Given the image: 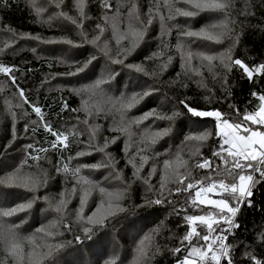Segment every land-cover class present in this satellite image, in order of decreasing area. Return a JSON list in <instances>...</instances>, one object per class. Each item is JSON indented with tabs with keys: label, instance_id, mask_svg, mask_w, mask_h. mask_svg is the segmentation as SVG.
I'll return each mask as SVG.
<instances>
[{
	"label": "trees",
	"instance_id": "trees-1",
	"mask_svg": "<svg viewBox=\"0 0 264 264\" xmlns=\"http://www.w3.org/2000/svg\"><path fill=\"white\" fill-rule=\"evenodd\" d=\"M131 0V3H136L137 8L147 10L150 5H153L157 0ZM253 5L259 3V0H250ZM112 5V9L109 12V16L116 13L117 7L114 0L109 2ZM245 0H235V6L230 10L231 18H234L237 22L244 20L243 16L239 13L244 9ZM6 4L7 7H3ZM91 6L90 21L98 22L104 25V22L99 19L100 10L99 7L94 6L96 4H89ZM255 15L248 18V23L244 27L235 28V31L241 34L234 37L238 40V43L233 46L231 35H226L221 38L220 42H214L204 39H195L200 46L207 47L211 53L210 55H219L224 53L231 47V54L233 58H239L246 65L257 67L264 63V8L253 7ZM215 16H222L220 12L208 11ZM124 13L119 8V16ZM215 13V14H214ZM210 14L205 15L198 22H194L192 29L198 30L200 22L209 18ZM119 16L117 19H119ZM200 16V15H199ZM211 20V18H209ZM115 28L117 24L114 22ZM183 25V23H181ZM7 26V27H5ZM106 33H113V22L110 21L107 25ZM235 27V26H234ZM15 32V43L18 48L7 47L6 51H0V65L12 68L13 71L10 75L15 76V84L8 78V76L0 73V83L8 84L12 90V95L18 96L20 100L21 109L23 115L30 121L28 125V131L25 133L23 124L25 122L21 116L16 114V132L18 138L9 145L11 136V115H0V176L5 175L6 172H11L16 167L21 168V174H25L34 170L38 166L39 169H48L47 183L44 187H41L37 195H47L53 200H59V193L64 191L66 193V199H68V193H70L73 184L75 183L71 175H67L63 172L57 174L55 166L57 161L61 165L68 163L70 168H74L75 162L72 159L78 157L77 153L85 151L80 142V135H68V147L53 149L51 143L55 140L49 132L44 131L42 124H33V121H39L38 117L33 111L30 105H35L41 108L43 114V120L48 122L52 129L57 132H66V124H74V121L83 120L85 113L79 111L82 100L89 101L88 96L76 95L73 90L79 89V83H91L93 78H96V70L100 65V60H106L102 55H97V59L89 65V67L77 75L69 76L67 72L75 71V68L86 61L92 50L87 43L84 42L83 37L78 33L74 37L71 33L65 30L63 27L50 26L44 24L41 21L37 22L35 12L32 8L24 3L23 0H0V32H8L12 34ZM98 30V29H97ZM30 34L31 36H39L41 39H59L67 38L73 41L74 45L71 46L63 43L43 44L42 49L38 53L42 56H38L26 48V40L20 36L22 34ZM156 33L151 30L150 37L147 41L141 42V47L135 49L130 56L124 60V64H138L143 68L148 66L151 70L155 65L149 57V50L154 49L153 41H156ZM149 41H152L149 42ZM177 41V28L174 27L169 31V37L167 44L169 50L172 44ZM130 47L129 42L123 43L118 49L117 53L120 56L117 58H123V50ZM57 48H63L75 52V62L68 64L56 57H52L50 53L57 52ZM148 52V53H147ZM172 53L173 51H169ZM116 53V56H117ZM78 62V63H77ZM109 63V62H108ZM157 63V62H155ZM191 71L181 67L180 58L176 55L173 57L171 66H167L161 71L160 66H157L154 71L157 74L152 76L151 73L145 78L152 87L155 89L150 95L143 98V103L140 107L148 113H152L147 117L150 124H158L161 129L170 127V131L167 135L158 139L157 142L152 145L147 152H140L139 150L144 147L141 144L138 148L134 143L131 145L126 144V135L122 133H116L111 131L108 127L110 122V116L102 117L98 115L101 120V127H103L104 139L114 142L108 145L110 148L106 149V152L111 153L115 159L116 167L121 172L124 183L130 185L126 198L122 201L123 205L129 209L127 213H121L115 217L109 227L102 230L110 233V238L116 244L118 253L124 258V262H127L132 256H134L135 243L144 235L152 236V242L158 243L161 246H166L164 253L157 254L151 264H175V255L168 252L167 248L172 246H181L179 244V237L182 236L186 230V224L183 221V212L177 215V212L173 210V207L177 210L186 208L188 215L204 214L208 211L218 212L217 209H212L211 206L199 205L195 209L190 206L184 205L185 196L174 194L168 197V188L175 187L174 185L166 184L165 196L173 201L172 204L167 202L161 205L153 206L152 208H139L134 209L133 205L143 204L148 198H155L152 192L146 191L149 185L152 186L153 191L158 193L160 188V176L163 170V161L165 159H172L177 152L182 154L183 159L189 161L190 170L195 178H200L206 175L211 169H196L194 167L195 162L200 161V158L210 159L213 167L218 163L217 158L211 156L212 150H219L222 143L220 137L214 134L202 143L197 141H187L186 137L195 136L204 131L214 132L215 118L214 117H191L190 114H182L178 116L174 121L169 122L167 120L158 119L157 117L171 114L173 110L186 113V110L178 104L179 99H184L190 106L195 107L201 111H214L219 110L224 114V118H228L230 121L242 119V114L245 111L251 112L259 105V101L256 97L252 96V92L264 94V72L260 74L253 73V78L248 79L243 74V70L238 66L233 65L230 71L220 65L218 60H214L211 71L207 66V61L202 64L192 60ZM151 64V65H150ZM110 66L115 67V80L113 81L118 87H121V79H123L126 71L129 68L124 65L116 64ZM197 71L199 75H197ZM121 73V74H119ZM120 75V76H119ZM226 77V83H225ZM79 79L71 82V79ZM62 79L67 83V87L63 83L56 82L55 80ZM183 85H187L186 87ZM107 87V86H106ZM17 88L22 89L24 92V98L28 103L19 97ZM111 88V87H110ZM2 96V95H0ZM207 97V99H205ZM164 100L165 103L158 105V100ZM3 101H8L4 98ZM67 103L68 108L62 111V105ZM0 104L2 102L0 100ZM231 105V107H230ZM77 109V111H72ZM136 109V108H135ZM239 110L240 117H237L236 112ZM140 112V110H138ZM122 119V124H126V120ZM26 123V122H25ZM70 124V125H71ZM68 125V126H70ZM151 125V126H152ZM67 126V127H68ZM251 130L261 131L264 127L261 125L250 124ZM35 128V132L33 131ZM69 128V127H68ZM119 136V138H118ZM115 138V139H114ZM110 142V143H111ZM33 144L37 151H33L27 147L28 144ZM6 145H9L7 148ZM197 146L200 148V156H190L191 150H194ZM46 148V153H40V148ZM90 155L80 156L82 160L87 164H94L96 158L91 159V156L96 153L94 150H90ZM101 157H103V154ZM127 154V155H126ZM32 155H39L42 159L37 161L31 160L29 157ZM146 155L148 157L147 163L140 169L141 179L137 180L133 177L132 166L128 164V159L135 157V163L139 166L140 156ZM12 158V159H11ZM86 158V159H85ZM10 162H7L10 160ZM93 160V161H91ZM202 162V161H201ZM32 165V167H30ZM153 166L155 171H152ZM110 169L101 174L97 173V178L103 177L108 174ZM152 172L149 177V172ZM183 172V169H180ZM37 172V170L35 171ZM214 175V173H213ZM41 179V178H40ZM45 178L41 179L44 180ZM113 179V178H112ZM147 180V184L144 183ZM120 184L119 181H117ZM123 187V185H119ZM77 192L71 195L67 209H65L64 222L71 225V231L64 229L61 225V231L63 236L58 237V240L73 241L59 254L49 259L44 260L42 264H50V261L55 260L58 264H70L77 262L79 264H89L92 261L95 264L99 261V264H106V261L113 253L109 250L108 255H104L103 245H91L90 241H84L81 244L75 243L73 240L74 235H83L80 231L78 223L75 220V212L80 207L79 196L80 186L76 185ZM255 194L251 198L253 201V207H244L239 214L240 228L234 233L228 234V240L238 247L232 250V255L237 264H248L247 259L244 257L245 245H251L249 251H253L258 259L264 261V244L256 243V236L261 230H264V185H258L254 190ZM28 195L22 189L18 188H6L0 185V209L11 207L15 204L22 202V197ZM220 198V197H219ZM103 199L98 190H93L87 197V202L83 207V215L87 216L96 209L97 204ZM177 201H179L177 203ZM46 205L43 201L37 202L33 206V210L30 214H27L26 223L22 225L17 231L22 236H29L34 233L35 228L48 225L51 221H54L57 217L53 212H40L39 209L45 208ZM26 213H17L10 217L0 218V223L5 227H12L19 224L20 219L24 218ZM114 224V227L112 226ZM215 227V226H214ZM226 227V226H225ZM154 229H159L158 233H154ZM142 230V231H141ZM201 230V229H199ZM139 233V235H137ZM171 237V238H169ZM95 239V236L93 237ZM39 243V241H37ZM187 245L181 246L182 250L179 255L183 257L187 254L185 251ZM79 249V251H75ZM32 250V247L28 243L23 244V254L25 257V264H27L28 253ZM43 251V249H41ZM4 246L0 244V258H3ZM103 257V258H101ZM8 264H11L9 258ZM222 264L224 262L222 261Z\"/></svg>",
	"mask_w": 264,
	"mask_h": 264
},
{
	"label": "snow or ice",
	"instance_id": "snow-or-ice-1",
	"mask_svg": "<svg viewBox=\"0 0 264 264\" xmlns=\"http://www.w3.org/2000/svg\"><path fill=\"white\" fill-rule=\"evenodd\" d=\"M184 3L188 5V8L174 7V5L169 4V0H165V6L168 9V15H161L158 11L154 13L152 7H149L146 15L148 16L147 24H141L139 27H133L131 23L129 24V32L133 38L131 47L123 50V58H117L110 55V50L108 48L107 41L103 44H99L101 37L100 35L94 36L91 40L87 39L86 33L83 31L84 22L90 20L91 17L88 15V4L87 0H73V8L77 13L76 17L69 16L66 12L61 9L63 0H49V4H53L57 11L55 13L58 17H63L65 20L70 21L77 29H80L79 35L84 38V42L88 43L96 49L94 53H91L83 64H80L75 68V71H69L66 75L73 76L78 73L84 72L94 60L97 59L98 54H103L105 58L109 61L111 65H124L129 69H134L136 72H143L145 75L149 73L145 72L143 67L138 64H124V60L132 54L135 48L138 46L140 41L144 39L145 31L148 25L153 22V16L158 17L160 21L161 37L168 35L171 27L177 28V42L175 44V51L180 54L181 67L185 68L187 66L191 69V62L195 56L201 61H207V66L211 71L213 67V61L218 60L220 65L225 69V71H230L232 66H238L239 69L243 70V74L248 77L249 80L253 78V73L260 74L264 72V63L257 67H252L246 65L239 58H233L231 54V47L219 55H210L206 53H194L187 47L186 41L190 38L204 39L214 42H220L221 38L226 35H231L233 37V46L238 43V40L234 37L239 36L241 33L235 31V28H243L246 23H248V18L255 15L253 7L264 8V0H259V3L253 5L250 0H245L244 9L239 13L240 16L244 17V20L237 22L234 18L230 16V10L235 6V0H184ZM32 9L35 12L37 22H40L41 13L44 11L43 7L37 8L35 6L34 0L32 3ZM3 7H7L6 4ZM98 7L100 10L99 19L107 25L110 21L113 22V36H116L115 20L119 16V5L117 6L116 13L109 16V12L112 9V5L108 0H99ZM214 11L222 13V18L217 22L202 26L198 30H194L188 27H183L179 25L168 26L165 20H173L176 16L183 17H195L200 11ZM129 21L136 20L140 21V16L136 11V5L133 3L128 12ZM51 19V17H49ZM46 22V21H45ZM104 25L97 23L95 27L99 29L100 34L105 31ZM235 26V27H234ZM7 27V26H5ZM12 35L15 36L14 30ZM22 39H32L39 41L44 44L52 43H63L71 46L74 45L73 41L67 38L59 39H41V37L31 36L30 34H22L20 36ZM117 39V44H119V39ZM9 45L5 43L4 47L7 48ZM162 47L164 52L169 48V45L162 40ZM3 51V49H0ZM164 52H157L153 55L159 57L163 55ZM172 56L168 55L167 63L172 61ZM78 63V62H77ZM167 63L160 66L161 71L167 67ZM107 75H101L93 81L92 84L86 89H74L73 92L76 95H82L84 93H103V85L110 83L116 76L114 69L108 68ZM13 71L12 68L0 65V73L8 76V78L15 84L16 78L10 73ZM199 75V72L196 73ZM152 76H156L155 72L151 73ZM225 77V83H226ZM187 86V85H183ZM2 90V89H0ZM155 89H145L142 92H132L130 95L125 96L123 93L116 98H108V103L118 108V110L123 112L125 110L131 109L139 99L150 95L151 91ZM19 97L28 103L24 98V92L22 89L17 88ZM252 96L256 97L259 101V105L256 109L251 112L245 111L242 114V119L235 121H230L228 118H224V114L219 110L214 111H201L195 107L190 106L185 102L184 99H179L178 104L182 106L186 113L181 111L173 110L171 114H165L157 117L158 119L167 120L169 122L174 121L178 116L182 114H190L191 117H214L215 127L214 132L204 131L197 136L186 137L187 141H197L202 143L207 141L213 134L220 137L222 143L220 144V149L212 150L211 156L217 158L218 163L215 167L212 166L210 159L200 158V161L195 162L194 167L196 169H211L206 175L195 178L192 171L190 170L189 161L183 159L182 154L177 152L175 156L170 159H165L163 161V170L160 176V188L157 194L153 191L151 185L148 186L146 191L152 192L155 198H148L143 204L133 205L134 209L139 208H152L153 206L161 205L162 203L172 204L173 201L168 197L176 195H184L187 193L184 199V205L190 206L195 209L199 205L211 206L212 209H217L218 212L208 211L204 214H193L188 215L186 208H181L177 210L175 206L173 210L177 212H183V221L186 224V230L182 236L179 237V244L181 246L187 245L185 251L186 255L181 257V246H172L167 248V251L175 255V264H237L236 260L232 255V250L238 245H234L231 241L226 243L228 240V234L238 231L240 228L239 214L242 212L243 208L253 207L252 197L255 194V189L258 185H264V130L253 131L250 128V124L261 125L264 127V94H257L256 92L251 93ZM207 99V97H205ZM20 105H17L19 107ZM32 111L40 117L39 121H33V124H42L45 132H49L55 140L52 141L51 147L53 149L64 148L66 149L68 145L69 137L64 132L54 131L51 125L43 120V114L41 108L35 105H30ZM231 107V105H230ZM68 108L67 103L62 105V111ZM72 111H77V109H72ZM79 111L85 113V119L83 123L89 125V120L87 117L95 115L89 107L87 101L82 100ZM12 118L11 125V136L12 139L9 141V145L15 141L18 136L16 132V114L9 113ZM152 113L145 114L141 119H147ZM237 117L241 116L239 110L236 112ZM139 120L129 121L126 125L118 128V131L126 132L130 129L132 123H139ZM98 125H89L88 131L91 133L89 137L88 147L96 152L103 154L101 161L94 164L78 163L74 168H70L69 164L66 162L63 165L57 161L55 166V171L57 174L63 172L67 175H71L75 181L73 187L68 193V199H66V193L64 191L59 193V200H53L47 195L39 196L37 195L38 190L44 187L47 183V178L44 180L39 178V174H42L44 170L37 167V173L33 174H21L20 167L14 168L11 172H6L5 175L0 176V185L6 188H18L22 189L28 195L22 197V202L15 204L11 207L0 209V218L10 217L16 215L17 213H26L24 218L20 219L19 224L13 225L12 227H5L0 223V244L4 246V257L0 258V264H8L9 258L11 259V264H25V257L23 254V244L26 242L31 247L32 250L28 253L27 264H42L44 260L49 259V257H54L64 250L68 245L72 244L73 241L58 240V237L64 235L61 231L60 226L62 225L64 229L71 231V225L64 222L65 209H67L71 195L77 192L76 185L80 186V196L79 202L80 207L76 209L75 220L78 223L80 231L83 235H74L73 240L77 244H81L84 241H90L91 245H103L104 255H108L109 250L113 253L112 257L106 261V264H124V258L118 257L116 255L118 249L116 244L110 238V233L104 231L101 235L102 230L109 227L113 219L121 213H127L129 211L122 201L126 198L129 191L130 185L124 183L121 172L116 167V161L112 157L111 153L106 152L105 149L108 148V141L105 140L103 146L93 145L92 141L96 138V131L98 130ZM35 128L33 131L35 132ZM24 131L27 133L28 125L24 126ZM170 131V127L163 128L154 132L146 133L142 135L141 142L144 147L140 149V152H147L149 148L154 145L158 139L167 135ZM82 133H73V135H80ZM115 139V138H114ZM114 142V140H113ZM9 145H6L7 148ZM227 145V147H225ZM27 147L32 149L34 152L37 151L33 144H28ZM48 150L46 148H40L38 152L46 153ZM90 152L81 151L77 153V156L90 155ZM127 155V154H126ZM190 156H200V148L197 146L194 150L189 153ZM33 161L42 159L39 155H32L29 157ZM148 157L146 155L140 156L139 166L135 163V157L128 159L127 163L131 164L133 172L132 175L137 180L141 179L140 169L143 168L144 164L147 163ZM202 161V162H201ZM32 167V165H30ZM83 168L100 169L106 168L110 169L108 176H105V180L113 178L119 181L123 187H115L109 190L106 187L99 186L96 181L89 179L86 176L81 175V170ZM183 169V172L180 171ZM152 171H155L153 166ZM214 173V175H213ZM152 172H149V177H151ZM147 184V180H144ZM166 184L174 185L175 187L168 188V197L165 196V186ZM93 190H98L100 195L103 197L101 202L97 204L96 209L92 211L90 215H83V207L87 202V197L91 194ZM209 194H216L220 196L219 199H211ZM43 201L46 205L45 208L39 209L40 212H53L56 214V219L51 221L48 225L37 227L34 233L29 236H22L17 231L22 225L26 223L27 214H30L33 210V206L37 202ZM179 201H177L178 203ZM114 227V224L112 225ZM215 226V227H214ZM226 226V227H225ZM201 229V230H198ZM142 231V230H141ZM159 229H154V233H158ZM139 235V233L137 234ZM95 236V239L93 237ZM171 238V237H169ZM39 241V243H37ZM203 243H200V242ZM135 249L132 264H151L155 259L157 254H163L166 246H161L158 241L153 243L152 236L144 235L138 241L134 239ZM256 243L264 244V230L257 233ZM251 245H245L244 257L247 259L248 264H264V261L258 259L253 251H249ZM43 249V251H41ZM79 251V249H75ZM103 258V257H101ZM50 264H58L57 261L52 260ZM89 264H93L89 261ZM95 264H99L96 261Z\"/></svg>",
	"mask_w": 264,
	"mask_h": 264
},
{
	"label": "rangeland",
	"instance_id": "rangeland-1",
	"mask_svg": "<svg viewBox=\"0 0 264 264\" xmlns=\"http://www.w3.org/2000/svg\"><path fill=\"white\" fill-rule=\"evenodd\" d=\"M23 1L26 5H28L32 8L31 5L33 3V0H23ZM110 1L111 0H108V2H110ZM114 2L116 4V7L119 5V8L124 12V13H121V15L119 16V19L115 20V23L117 24V27L115 28L116 29V36L115 37L113 36V33H111V34L106 33L107 27H105V26H104L105 27L104 33L100 34L99 29L97 30V28L95 27V25L98 22L96 23V22H91L90 20H86L84 22V27H83V31L86 33L88 40H91L96 35H100L101 39H100V41H98L99 44H103L104 41H107L108 48L110 50V55H112L114 57H116V53H117V51H119L118 49L122 46L123 43L129 42V45L131 47L132 42H133V38L129 32V24L131 23V25L133 27H139L141 24L146 25L147 20H148V16L146 15V13H147L149 7H152L153 12L155 13L157 11V5H158L159 13L161 15L165 16V18L168 15V9L165 6V0H157V2L155 4H153V5L149 4V7L146 11L143 9H139L136 6V11L138 12V14L140 16V21H136L134 19L129 21L128 12H129V9L132 5L131 0H114ZM145 2H147V0ZM34 3H35V6L37 8H40V7L44 8V11L41 13V17H40V21L42 23L48 24L52 27L53 26L63 27V28H65L66 31L71 33L74 37L77 35V33L79 34L80 29H77L75 27V25H73L70 21L65 20L63 17H58L55 15V13L59 10L56 9L53 4H49V0H34ZM98 3H99V0H87L88 15H90V13H91V6L89 4H96L94 6L97 7ZM134 4L136 5V3H134ZM169 4H172V5H174V7H179V8H188L189 7L188 5H186L184 3V0H169ZM60 10H63L69 16H72V17L77 16V13L75 12V10L73 8V0H63V4L61 5ZM207 14H210L208 12V10L200 11L195 17L176 16L173 20H170V21L166 19L165 23L168 26L179 25V26H181V28L188 27V28L192 29L193 23L198 22L203 17H205V15H207ZM49 17H51V19H49ZM209 18H211V20ZM209 18H207L206 20L205 19L202 20L200 22L199 28L202 26H206V25L217 22L219 19L222 18V16L218 17V16L210 14ZM181 23H183V25H181ZM100 24H102V23H100ZM172 28H174V27H171L170 30ZM151 30H154L156 33V36H155L156 41L154 39V41H153L154 45H152L154 47V49L149 50L148 55L153 61H155L157 63L154 62L155 65L152 67L151 70L149 69L148 66H145L146 68H143L145 72L149 73V75H150V73L155 72L154 69L157 66H161L162 64L167 63L168 55H171L172 57L177 55L180 58V54L175 51V47H174L177 41H175L172 44V46L170 47V50L173 51L172 53L169 52L170 51L169 49L166 52H164V49L162 47V40L167 43L169 33H168V35L161 37L160 21H159L158 17H156L155 15L153 16L152 24L147 26L144 39L142 41H140V43L147 41V38L150 37V35H151ZM120 37H123V38L119 39V44H117V39ZM149 42L152 43V41H149ZM5 43H8V45H9L8 47H14L15 49L18 48V46L16 44L17 42L15 43V37L11 33L0 32V49H3L2 52L6 51V48L4 47ZM26 43H27L26 44L27 49H29L30 51H32L34 53H37L38 56H42V54L38 53V51H40L42 49V46H43L42 43H40L39 41H36V40H32V39L26 40ZM140 43L138 44V46L135 49H139L141 47ZM186 44H187V47L190 48V50L193 51L194 53L211 54V53H209L210 50L207 47L198 45L197 42L193 40V38H190L189 40H187ZM88 45L92 50L96 51V49L93 48L92 45H90V44H88ZM157 52H164V54L160 55L159 57H156L153 54L157 53ZM50 55L52 57H56L59 60L66 62L68 64H73L75 62V52H73L71 50H66L63 48H57V52H52V53H50ZM99 55H102V57H104L103 54H99ZM105 59H107V58H105ZM193 59L197 62V64H202L205 62V61H201V60L197 59L195 56L193 57ZM172 60H173V58H172ZM108 62L106 60H100V62H99L100 65L96 70V75H97L96 78H93L91 83H87V82L79 83L78 88L79 89H86V88H88V86L90 84L93 83V81L95 79H97L101 75L106 76L107 75V69L105 67L106 65L108 68L115 70V67L110 66ZM171 64H172V61L170 63H167V66H171ZM192 66L193 65L191 63V68H192ZM185 68L188 71H191L187 66H185ZM119 74H121V73H119ZM149 75H148V77H149ZM145 78H147V76H145V74L143 72L138 73L134 69H129V71H126L123 79H121V87H118L113 82L115 80V78H114L110 83L102 86L103 87V93L102 94L101 93L92 94L90 92L84 93L85 96L90 97L88 104H89L91 111L93 113H95V115L87 117L89 120V125H98L99 126V128L95 134L96 138L94 141H92L93 145L103 146V144L105 143V140H106V139H104V136L102 135L103 127H101V120L98 116L99 114L102 117H106V115L110 116V122H109L108 127L111 131H115L116 133H122L121 131L117 130L118 128L123 126L121 118H123L127 121L126 124L132 120H139L140 121L139 123H132L130 129L126 132H123V134L126 135V137H125L126 144L131 145L132 143H134L137 148L141 144H143L141 142L142 135L161 129V127L158 124L154 123L152 125V124H150V121H148V119H141L146 114V112H144V110L142 108H138L142 105L143 99H139L138 103H136L131 109L125 110L123 112V114L121 113L120 110H118V108L113 107L108 103V98L119 97L121 95V93H123L125 96H128L132 92L140 93V92H142V90L152 89L153 86H151ZM77 80H79V79H73L72 78L70 81L73 82V81H77ZM55 81L59 82V83H63L65 87H67V85H68L62 79H58ZM0 89H2V90H0V95H2V96H0V100L2 102V105L0 104V115L2 116L3 114H7L9 116L10 112L11 113L17 112L18 115L21 116V118L26 122V123L23 122V124H29L31 120H29L28 118H26L23 115V110L21 109L20 100H19L18 96L12 95L13 93H12L10 86L6 83H4V84L0 83ZM4 98H7L8 101H3ZM164 103H165L164 100H161V99L158 100V105H162ZM17 105H20V106L17 107ZM138 110H140V112H138ZM84 119H85V117H84ZM83 120L82 121L81 120L74 121L73 122L74 124L70 123L71 125L66 124L65 125L66 126L65 134L71 135L73 133H82V134H80L81 138H80L79 144L82 145V147L84 148L85 151L89 152L90 150H92V148L88 147L89 137H90L91 133H89V131H88L89 125H85L83 123ZM126 124H124V125H126ZM68 125H70V126H68ZM195 136H197V135H195ZM118 138H119V136H118ZM108 142H109L108 145L113 143L111 141H108ZM225 147H227V145H225ZM108 148H110V147L108 146ZM105 151H106V149H105ZM86 157H87V155H86ZM93 158H96V160H94V163H97V162L101 161L103 157H101L100 152H96L95 154H93L91 156V159H93ZM11 159L8 160L7 162H10ZM82 159L83 158L78 156V157L72 159V161L75 162V165H77L78 163H86V161H89V160H82ZM91 161H93V160H91ZM36 170H37V168H35L34 170H31L30 172H27V174L37 173V172H35ZM48 171L49 170L45 168V172L42 174H39V178L43 179L46 176H48ZM103 171L105 172L106 168H100V169L83 168L81 170V175L86 176L93 181H96L99 184V186L106 187L109 190H112L115 187H120L119 186L120 184H118L116 180H114L112 178H109V180L104 179V177L108 176V174H105L101 178L100 177L97 178V176H95V174L97 175V173L102 174ZM209 196L211 199H219V197H220L216 194H209ZM198 230H199V228H198ZM200 243H203V242L201 241ZM116 255L118 257L123 256V254L121 256L118 252L116 253ZM111 257L112 256H110L108 259H110ZM132 260H133V256L127 262H124V264H132ZM70 264H79V263L74 262V263H70ZM117 264H119V261H117Z\"/></svg>",
	"mask_w": 264,
	"mask_h": 264
}]
</instances>
